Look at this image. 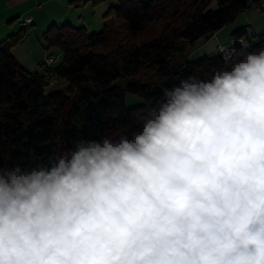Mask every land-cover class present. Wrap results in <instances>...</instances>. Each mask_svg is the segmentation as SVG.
I'll return each mask as SVG.
<instances>
[{
	"label": "clouds",
	"instance_id": "obj_1",
	"mask_svg": "<svg viewBox=\"0 0 264 264\" xmlns=\"http://www.w3.org/2000/svg\"><path fill=\"white\" fill-rule=\"evenodd\" d=\"M235 43L135 127L0 165V264H264V44Z\"/></svg>",
	"mask_w": 264,
	"mask_h": 264
},
{
	"label": "trees",
	"instance_id": "obj_2",
	"mask_svg": "<svg viewBox=\"0 0 264 264\" xmlns=\"http://www.w3.org/2000/svg\"><path fill=\"white\" fill-rule=\"evenodd\" d=\"M109 1L97 32L71 23L50 25L42 39L45 48L58 51V59L39 64L37 71L25 69L11 52L25 30L0 40V165H28L76 139L135 127L162 87L190 72L208 74L221 62L219 54L192 52L196 41L262 0ZM121 26L128 44L115 41ZM145 31L146 39L132 41ZM232 35L247 36L252 48L264 44V31L249 33L243 26ZM59 80L65 89L46 92ZM127 95L140 102L127 106Z\"/></svg>",
	"mask_w": 264,
	"mask_h": 264
},
{
	"label": "crops",
	"instance_id": "obj_3",
	"mask_svg": "<svg viewBox=\"0 0 264 264\" xmlns=\"http://www.w3.org/2000/svg\"><path fill=\"white\" fill-rule=\"evenodd\" d=\"M89 6L90 3H76L74 0H0V40L20 30H25L24 37L15 44L11 52L25 69L32 72L37 71L39 64L44 63V55L47 52L58 55L54 49L44 47L43 32L52 24L61 25L63 23L82 25L88 30L92 29V23L84 22L85 18L92 13ZM91 6H101L103 21L107 19L104 18V13L107 10L104 4L99 3ZM28 17L31 18V21L21 24L20 21ZM243 26L249 33L264 31V11L256 5L244 9L223 28L208 38L196 41L191 51L199 55H209L207 52L201 54L199 49L205 44L217 46L218 43H226L232 32ZM226 29L228 35L219 37V34ZM56 82L50 84L46 92L65 89L67 86L65 81Z\"/></svg>",
	"mask_w": 264,
	"mask_h": 264
},
{
	"label": "rangeland",
	"instance_id": "obj_4",
	"mask_svg": "<svg viewBox=\"0 0 264 264\" xmlns=\"http://www.w3.org/2000/svg\"><path fill=\"white\" fill-rule=\"evenodd\" d=\"M100 4H104V6H105V8L106 9H108V7L110 6V5H112L113 4V2L112 1H105V2H103V3H100ZM92 4H90V6H89V8H91V11H92V13L87 17V18H85V20H84V22H87V24L88 23H92L91 24V27H93L92 29H90V31H99V30H101L102 29V27H103V23L105 22V21H103V17H102V11H101V9H100V7L101 6H91ZM256 6H258V4L256 5ZM111 17H113V15H110ZM100 19V20H99ZM101 22H102V24H101ZM84 24H86V23H84ZM120 24V23H119ZM119 24H117V25H119ZM225 26V25H224ZM223 26V27H224ZM114 27H116V25L114 26ZM222 27V28H223ZM228 29H229V27H228ZM125 34V30H124V28L121 26V27H119L118 29H117V33L115 34V41H116V43H120V42H123V43H127V42H125L126 41V39L124 38H122V36ZM148 35H149V31H145V32H143L142 34H140L137 38H135V39H132V41H134V42H136V43H138L139 41H141V40H144V39H146L147 37H148ZM224 35H228V31H227V29L226 30H224V31H222L221 32V34H219V37H222V36H224ZM128 44V43H127ZM53 50V49H52ZM55 53H57L58 54V51H56ZM54 55V54H53ZM53 55L51 54V58L50 59H48V57H49V53L47 52L45 55H44V63L45 64H50L51 62H46V61H48V60H51V59H53ZM59 55V54H58ZM45 58H47L46 60H45ZM58 58V57H57ZM55 60V59H54ZM54 60H52V62H54ZM56 61V60H55ZM55 83H57V82H55ZM135 99L137 100V101H135ZM140 102V99H138V98H136L135 96H132V95H127L126 96V104H127V106H132V105H134V104H136V103H139Z\"/></svg>",
	"mask_w": 264,
	"mask_h": 264
},
{
	"label": "built area",
	"instance_id": "obj_5",
	"mask_svg": "<svg viewBox=\"0 0 264 264\" xmlns=\"http://www.w3.org/2000/svg\"><path fill=\"white\" fill-rule=\"evenodd\" d=\"M258 7L260 8V9H264V0H262L259 4H258ZM31 21V18L30 17H28V18H24L23 20H21L20 22H21V24H25V23H28V22H30ZM240 39H245V40H247V41H249V43H250V45H251V48H252V42H251V40L247 37V36H245V35H238V36H236V35H232V36H230V38H229V40L226 42V43H218L217 44V46L219 45V44H225V45H229L230 44V42H233V41H236L237 43H235V44H233V45H231V46H234L235 48H237V49H239L240 48V45H239V43H238V41L240 40ZM53 55V54H52ZM52 56H51V54H49V57H48V59H50ZM58 55H53V59H51V60H48V61H46V62H51L52 63V60H57L58 58ZM47 58H45V60H46ZM54 60V61H55Z\"/></svg>",
	"mask_w": 264,
	"mask_h": 264
}]
</instances>
